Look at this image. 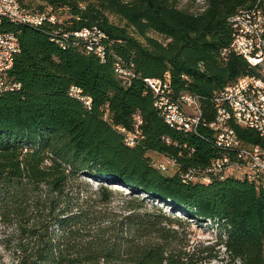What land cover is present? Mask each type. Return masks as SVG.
<instances>
[{"label":"trees","instance_id":"16d2710c","mask_svg":"<svg viewBox=\"0 0 264 264\" xmlns=\"http://www.w3.org/2000/svg\"><path fill=\"white\" fill-rule=\"evenodd\" d=\"M41 1L25 0L35 10L51 6L54 22L0 23L20 42L8 72L20 88L0 93V243L13 264H264V175L183 182L179 170H158L148 153L175 158L182 170H206L219 154L211 98L256 72L242 55H221L233 36L229 17L257 0H203L194 10L180 0ZM59 12L67 15L62 21ZM90 26L112 41L103 61L73 34ZM110 49L137 73L129 84L114 71ZM166 72L173 96L198 95L196 132L171 127L154 106L143 77ZM72 85L89 106L69 94ZM137 115L142 138L130 146L118 127L134 130ZM230 125L244 141L264 145L254 129ZM86 176L107 184L93 190ZM112 185L145 193L171 213L139 196L116 207ZM208 220L218 236L194 243L191 224Z\"/></svg>","mask_w":264,"mask_h":264},{"label":"built area","instance_id":"2783aa9c","mask_svg":"<svg viewBox=\"0 0 264 264\" xmlns=\"http://www.w3.org/2000/svg\"><path fill=\"white\" fill-rule=\"evenodd\" d=\"M264 0H257L251 7L241 8L229 17L233 32L229 45L221 50V55L230 52L242 55L256 68L255 73L238 77L235 81L213 94L211 101L215 109V116L209 127L214 132V145L219 154L211 161L206 170L189 167L181 169L175 158L164 156L161 162H153L160 171L169 168L179 170L183 182L200 180L209 181L210 175L223 179L230 174L254 177L264 175V145L250 143L239 137L230 125L234 121L244 127L254 129L264 139ZM21 24L40 26L45 20L54 22L56 15L52 7L43 10L31 9L25 0H0V23L2 19ZM84 44L87 52H94L103 61L106 59L107 45L112 41L107 34L97 26L83 27L73 31ZM63 45V44H62ZM64 46V45H63ZM20 51L18 36L13 31L0 30V93L20 88V83L9 76L15 55ZM114 57V71L124 84H129L137 73L132 64L126 65L112 49ZM146 85L154 95V106L164 121L178 130L196 132L202 118V107L198 95L181 92L173 96L170 75L166 72L162 77H143ZM69 94L83 100L89 106L91 98L82 95L81 88L70 86ZM139 115L134 117V130L127 131L118 127L123 134L124 141L134 146L142 138ZM169 142L168 138L165 139ZM240 264V260H236Z\"/></svg>","mask_w":264,"mask_h":264},{"label":"rangeland","instance_id":"374dc122","mask_svg":"<svg viewBox=\"0 0 264 264\" xmlns=\"http://www.w3.org/2000/svg\"><path fill=\"white\" fill-rule=\"evenodd\" d=\"M27 3L31 6H38L42 3L41 0H26ZM203 3V0H180V6H185L190 8L191 10L197 9L199 6H201ZM61 21L67 16L66 14H62L59 12ZM109 19L113 23L125 26L126 22L121 19L118 15H115L113 13L109 14ZM130 30H132V27H128ZM149 35L154 36L155 38L159 39L160 41H166L165 37L159 33H156L154 31H148ZM149 156L151 157L153 162H161L164 160V156L159 153L155 152H148ZM165 174H172L174 173V169L169 168L167 171H164ZM85 180L87 181L88 185L93 189L96 190L99 188L101 184L106 185V181H100L96 178L86 176ZM112 187L116 188L112 190V192L108 193L110 195V202L112 205L116 207L120 206H126V200L132 199L135 196H139V199L144 200L145 204L148 207H151L153 204H157V206L161 207L162 211L166 213H171L169 210V206L161 203L160 201H157L156 199L145 197V193H131L129 190L123 191L125 189H121L119 187H115V185H112ZM176 214H179L178 211H175ZM191 228L193 230L192 237L194 243L197 241H202L203 243H209L215 240V238L218 236L219 228L216 226L215 223L208 221L202 222V223H196L193 222L191 224ZM223 249V247L221 248ZM224 260H213L210 262V264H223ZM0 264H13L12 260V253L10 250L6 249L1 243H0Z\"/></svg>","mask_w":264,"mask_h":264},{"label":"crops","instance_id":"0c3cea01","mask_svg":"<svg viewBox=\"0 0 264 264\" xmlns=\"http://www.w3.org/2000/svg\"><path fill=\"white\" fill-rule=\"evenodd\" d=\"M175 171V170H174Z\"/></svg>","mask_w":264,"mask_h":264}]
</instances>
